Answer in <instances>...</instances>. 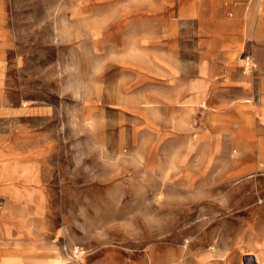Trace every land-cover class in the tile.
I'll return each mask as SVG.
<instances>
[{
	"label": "rangeland",
	"instance_id": "rangeland-1",
	"mask_svg": "<svg viewBox=\"0 0 264 264\" xmlns=\"http://www.w3.org/2000/svg\"><path fill=\"white\" fill-rule=\"evenodd\" d=\"M262 120L264 0H0V261L260 264Z\"/></svg>",
	"mask_w": 264,
	"mask_h": 264
},
{
	"label": "crops",
	"instance_id": "crops-1",
	"mask_svg": "<svg viewBox=\"0 0 264 264\" xmlns=\"http://www.w3.org/2000/svg\"><path fill=\"white\" fill-rule=\"evenodd\" d=\"M261 127L264 129V120L261 121ZM248 151L252 152L250 160L252 167H255L257 164L260 163L264 165V135H262V137L258 139L257 143L252 144ZM13 251L17 252L18 249L13 248Z\"/></svg>",
	"mask_w": 264,
	"mask_h": 264
},
{
	"label": "bare ground",
	"instance_id": "bare-ground-1",
	"mask_svg": "<svg viewBox=\"0 0 264 264\" xmlns=\"http://www.w3.org/2000/svg\"><path fill=\"white\" fill-rule=\"evenodd\" d=\"M0 264H24L19 261H13V262H2L0 261ZM260 264H264V261H261Z\"/></svg>",
	"mask_w": 264,
	"mask_h": 264
},
{
	"label": "built area",
	"instance_id": "built-area-1",
	"mask_svg": "<svg viewBox=\"0 0 264 264\" xmlns=\"http://www.w3.org/2000/svg\"><path fill=\"white\" fill-rule=\"evenodd\" d=\"M245 65L247 66V68L251 66V62L249 59H246Z\"/></svg>",
	"mask_w": 264,
	"mask_h": 264
}]
</instances>
